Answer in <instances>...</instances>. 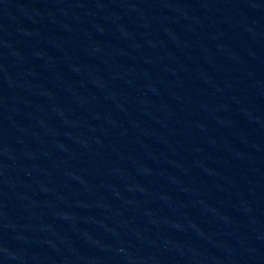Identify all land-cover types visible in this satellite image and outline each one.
Returning a JSON list of instances; mask_svg holds the SVG:
<instances>
[{
	"label": "water",
	"instance_id": "1",
	"mask_svg": "<svg viewBox=\"0 0 264 264\" xmlns=\"http://www.w3.org/2000/svg\"><path fill=\"white\" fill-rule=\"evenodd\" d=\"M264 190V0H0V264H178Z\"/></svg>",
	"mask_w": 264,
	"mask_h": 264
}]
</instances>
